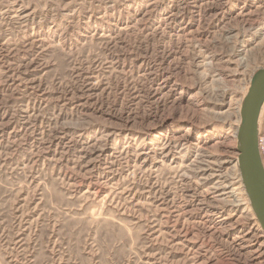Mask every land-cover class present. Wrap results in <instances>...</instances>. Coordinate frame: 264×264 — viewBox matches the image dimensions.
I'll use <instances>...</instances> for the list:
<instances>
[{
  "label": "rangeland",
  "instance_id": "1",
  "mask_svg": "<svg viewBox=\"0 0 264 264\" xmlns=\"http://www.w3.org/2000/svg\"><path fill=\"white\" fill-rule=\"evenodd\" d=\"M263 66L264 0H0V264H264Z\"/></svg>",
  "mask_w": 264,
  "mask_h": 264
},
{
  "label": "water",
  "instance_id": "2",
  "mask_svg": "<svg viewBox=\"0 0 264 264\" xmlns=\"http://www.w3.org/2000/svg\"><path fill=\"white\" fill-rule=\"evenodd\" d=\"M264 101V66L251 77L239 109L235 151L241 181L252 211L264 230V165L257 145L259 113Z\"/></svg>",
  "mask_w": 264,
  "mask_h": 264
},
{
  "label": "bare ground",
  "instance_id": "3",
  "mask_svg": "<svg viewBox=\"0 0 264 264\" xmlns=\"http://www.w3.org/2000/svg\"><path fill=\"white\" fill-rule=\"evenodd\" d=\"M263 105H264V101H263V104H262V106H261V108H260V113H259V125H260V117H261V112H262V110H263ZM259 129H260V126H258V137H257V145H258V149H259V154H260V157H261V160H262V163H263V157H262V154H261V151H260V142H259V139H260V137H261V135H262V133L259 131ZM235 160H236V158H235ZM263 165H264V163H263ZM237 166V165H236ZM239 172V171H238ZM239 176H240V174H239ZM240 182L242 183V181H241V177H240ZM242 186H243V184H242ZM243 189H244V187H243ZM245 191V190H244ZM246 194V193H245ZM246 197H247V195H246ZM248 199V198H247ZM249 201V200H248ZM250 204V203H249ZM251 207V206H250ZM252 210V209H251ZM253 212V211H252ZM254 213V212H253ZM254 216H255V214H254ZM256 217V216H255ZM256 220H257V218H256ZM258 221V220H257ZM259 223V222H258ZM260 224V223H259ZM261 226V225H260ZM262 228V227H261ZM263 229V228H262Z\"/></svg>",
  "mask_w": 264,
  "mask_h": 264
},
{
  "label": "built area",
  "instance_id": "4",
  "mask_svg": "<svg viewBox=\"0 0 264 264\" xmlns=\"http://www.w3.org/2000/svg\"><path fill=\"white\" fill-rule=\"evenodd\" d=\"M259 142H260V151H261L262 157L264 159V126H263V132H262V135L259 139Z\"/></svg>",
  "mask_w": 264,
  "mask_h": 264
}]
</instances>
